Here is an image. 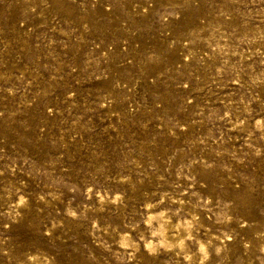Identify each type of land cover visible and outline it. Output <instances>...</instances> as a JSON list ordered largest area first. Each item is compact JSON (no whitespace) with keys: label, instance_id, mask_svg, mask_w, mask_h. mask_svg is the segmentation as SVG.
Wrapping results in <instances>:
<instances>
[{"label":"rangeland","instance_id":"1","mask_svg":"<svg viewBox=\"0 0 264 264\" xmlns=\"http://www.w3.org/2000/svg\"><path fill=\"white\" fill-rule=\"evenodd\" d=\"M0 264H264V0H0Z\"/></svg>","mask_w":264,"mask_h":264}]
</instances>
